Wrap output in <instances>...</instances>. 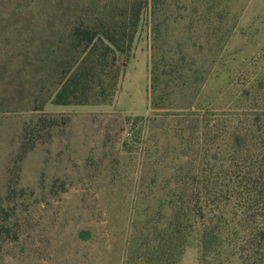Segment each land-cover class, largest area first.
<instances>
[{"label": "rangeland", "instance_id": "374dc122", "mask_svg": "<svg viewBox=\"0 0 264 264\" xmlns=\"http://www.w3.org/2000/svg\"><path fill=\"white\" fill-rule=\"evenodd\" d=\"M127 1L0 0V264H125L129 240L167 213L155 173L175 163L173 138L137 120L150 114L149 7L118 54L111 102H51L81 51L73 30L107 26ZM217 3L228 11L214 31L225 44L203 61L202 104L234 108L264 80V0ZM199 252L194 236L177 264H200Z\"/></svg>", "mask_w": 264, "mask_h": 264}, {"label": "trees", "instance_id": "16d2710c", "mask_svg": "<svg viewBox=\"0 0 264 264\" xmlns=\"http://www.w3.org/2000/svg\"><path fill=\"white\" fill-rule=\"evenodd\" d=\"M217 1L128 0L107 26L73 30L81 51L63 67L51 102L106 104L122 76L118 54L131 49L149 7L150 114L137 120L172 136L175 163L155 173L167 213L129 240L125 264H177L194 236L200 264H264V80L243 92L239 107L202 104L203 61L214 63L212 47L225 44L214 31L228 11Z\"/></svg>", "mask_w": 264, "mask_h": 264}, {"label": "crops", "instance_id": "0c3cea01", "mask_svg": "<svg viewBox=\"0 0 264 264\" xmlns=\"http://www.w3.org/2000/svg\"><path fill=\"white\" fill-rule=\"evenodd\" d=\"M134 70H135V72L137 70L139 71L138 74H136V75L133 76L134 79H137V78L140 77L139 75H141V73H142V65H134Z\"/></svg>", "mask_w": 264, "mask_h": 264}]
</instances>
